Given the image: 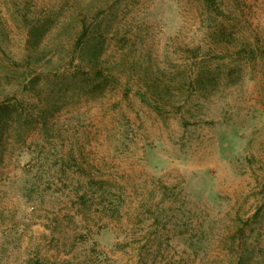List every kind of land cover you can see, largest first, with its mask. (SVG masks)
Returning <instances> with one entry per match:
<instances>
[{"label":"rangeland","instance_id":"1","mask_svg":"<svg viewBox=\"0 0 264 264\" xmlns=\"http://www.w3.org/2000/svg\"><path fill=\"white\" fill-rule=\"evenodd\" d=\"M0 106V264H264V0H0Z\"/></svg>","mask_w":264,"mask_h":264},{"label":"trees","instance_id":"2","mask_svg":"<svg viewBox=\"0 0 264 264\" xmlns=\"http://www.w3.org/2000/svg\"><path fill=\"white\" fill-rule=\"evenodd\" d=\"M29 42L26 41L25 42V49L22 50V52L20 53V56H21V60L22 61H25L27 60L28 61V69L26 72H30V68H31V62L33 60V53L31 51V49H29V46H28ZM23 72V71H22ZM36 78L35 76H32L31 78L30 77H26L25 81L24 82H27L28 84L26 85V88L29 87V86H33V84L35 83L36 81ZM10 107L6 106V107H2L0 106V142H2V140H4L5 136H6V132H7V128L9 126V120L7 118V115L9 114V109ZM240 264H246L245 260H244V256L243 258L241 259V263Z\"/></svg>","mask_w":264,"mask_h":264}]
</instances>
